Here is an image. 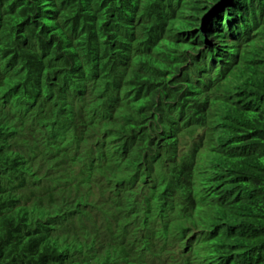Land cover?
<instances>
[{"label":"clouds","instance_id":"1","mask_svg":"<svg viewBox=\"0 0 264 264\" xmlns=\"http://www.w3.org/2000/svg\"><path fill=\"white\" fill-rule=\"evenodd\" d=\"M24 1L22 6L28 9L36 3V0ZM229 3L233 4V0ZM56 4L44 3L43 7L47 6L44 13ZM75 4L76 11L72 14L80 13L97 21L104 32L84 41L83 29L76 25L79 40L66 70V80H58L51 70L52 89L42 80L31 78L26 85L23 83L21 96L11 94L9 99H0V132L4 129L17 135V140L8 143L15 162L19 157L24 165L38 157V161L65 163L78 171L87 167L82 179L89 171L95 176L101 171H111L94 183L96 188L91 193L92 204L97 206L94 215L75 219L68 225L77 228L72 230L73 235L78 228L86 230L72 248L67 263L82 262L97 252L128 257L127 264L223 263L224 255L218 254L214 259L208 258L207 253L187 255L188 249L198 248L204 242L192 241L200 231L194 216H200L191 211L186 215L177 212L196 205L197 201L186 197L188 206L177 209L163 199V214L169 224L167 233L159 238L154 232L162 224L161 213L156 203H148L147 198L140 196V187L156 186L169 195L176 193L179 183L170 175V167L187 156L184 161L192 159L195 167L212 168L210 158H198L209 151L201 147V140L212 143V137L227 134V139L232 141L231 133L238 132V109L245 104L240 86L236 81L217 78L214 67L208 76H197L198 68H203L199 72L201 76L202 70L211 67L209 56H213L214 63H220L225 55H232L233 60L243 50L229 54L227 49L233 42L227 39L228 24L234 15L232 4L226 7L222 0H94L92 3L78 0ZM52 11L51 15L60 21L61 10ZM219 15L226 20L220 25L223 28L217 30L218 23L213 22ZM33 19L36 22L38 18ZM234 28L241 42L245 36L244 22L237 20ZM32 37H26L16 46L18 64L29 65L34 58L36 47ZM50 41L60 47V42L51 37L38 46L48 45ZM1 81L2 76L0 89ZM103 115L120 124L121 132L117 136L105 137L100 128ZM35 116L44 119L30 123ZM93 125L100 129L97 131ZM238 141L239 137L234 140ZM167 153L166 159L160 160ZM127 162H131L130 170ZM139 164L151 172L142 176L147 181L134 180L132 176ZM225 186L223 183L216 195L220 203L237 200L239 195L226 191ZM133 189L139 195V200L134 202L129 200ZM202 195L209 203L216 198ZM74 199L81 200V194L77 193ZM138 202L140 209L136 212ZM65 234L63 230L56 237H49L52 243L61 242Z\"/></svg>","mask_w":264,"mask_h":264},{"label":"trees","instance_id":"2","mask_svg":"<svg viewBox=\"0 0 264 264\" xmlns=\"http://www.w3.org/2000/svg\"><path fill=\"white\" fill-rule=\"evenodd\" d=\"M77 1L36 0L35 5L28 9L22 6L24 0H0V99H9L11 94L21 96L23 83L26 85L31 78L39 82L42 80L52 89L51 70L58 80H66V70L79 40L76 25L83 29L84 41L104 32V27L97 21L80 13L72 14L76 11ZM85 1L92 3L94 0ZM51 2H57L56 7H49L44 13L47 6L43 7V4ZM222 4L227 7L232 3L222 0ZM55 9L61 10L60 21L51 15ZM232 9L234 15L228 24L230 36L227 39L233 42L228 45V53L243 50L238 57L235 54L233 60H227L232 55H225L220 63H214L212 57L211 67L205 76L214 67L217 78L236 81L240 86L245 104L238 109V132L231 133L232 141L227 139V134L226 137H212V143L210 140H201V147L209 151L198 155V158H210L212 168L195 167L192 159L184 161L187 156L170 167V175L180 184L175 188L176 193L169 195L159 187L147 189L143 185L140 187V196L147 198L148 203H156L161 213L162 224L154 232L159 238L167 233L169 224L163 214V199L173 203L177 209L188 206L186 197L198 202L177 212L186 215L191 211L201 218L194 216L200 231L192 241L204 242L198 248L188 249L187 255L193 252L199 255L207 253L208 258L212 259L217 258L218 254L224 255L221 264H264V0H233ZM33 18L38 19L35 22ZM224 20L226 17L219 15L213 22L218 23V26L215 25L217 30L223 28L220 25H224ZM237 20L244 22L245 27L241 42L235 34L234 23ZM67 22L73 24L66 26ZM29 36H33L36 53L31 63L23 66L16 61L19 51L16 46ZM50 37L60 42L59 48L54 41L38 46ZM227 44L225 41L224 45ZM43 119V116H35L30 123ZM93 127L97 131L101 128L106 138H113L121 132L120 124L106 115L100 119V128L96 125ZM237 137L239 141L234 142ZM14 140H17V135L4 129L0 132V264H68L70 252L86 230L84 227L78 228L73 235L72 230L77 228L68 225L75 219H89L94 215L97 208L91 200L92 190L96 188L94 183L100 182L98 178H103L111 171L98 172L97 176L89 171L82 179L80 177L88 170L87 167L78 171L65 163L38 161V157L23 165L19 157L18 162L13 159L8 143ZM106 142L110 144L111 140ZM167 155L169 153L160 160L166 159ZM153 160L163 163L156 158ZM126 166L130 170L131 162H127ZM149 172L143 164H139L132 176L134 180L147 181L142 176ZM223 183L226 191L239 195L237 200L220 203L216 195L220 193ZM77 193L81 194V200L74 199ZM202 194L216 198L209 203ZM131 195L130 201L139 200L137 189H133ZM139 209L140 202L136 212ZM63 230H66L64 240L52 243L49 236L56 237ZM128 260V257L97 252L76 264H127Z\"/></svg>","mask_w":264,"mask_h":264},{"label":"bare ground","instance_id":"3","mask_svg":"<svg viewBox=\"0 0 264 264\" xmlns=\"http://www.w3.org/2000/svg\"><path fill=\"white\" fill-rule=\"evenodd\" d=\"M70 9H71V8H70ZM243 12H244V11H243ZM70 13H71V12H70ZM220 16H221V15H220ZM219 19H220V18H219ZM224 22H225V20H224ZM248 22H249V21H248ZM220 23H222V22H220ZM250 29H251V27H250ZM252 30H253V29H252ZM233 32H234V31H233ZM76 34H77V33H76ZM45 37H46V36H45ZM63 37H64V36H63ZM63 37H62V38H63ZM226 56H227V55H226ZM212 57H213V56H209L208 61H213V60H212ZM229 58H230V57H228L227 60H229ZM213 62H214V61H213ZM216 66H217V65H216ZM216 66H215V67H216ZM219 66H220V65H219ZM217 67H218V66H217ZM201 69H203V68L200 67V68L197 69V76H199V78H202V76L205 77L206 72H207V70H205V71L202 70V73H201V76H200V73H199V72H200ZM209 73H210V72H209ZM80 94H82V93H80ZM169 111H170V110H169ZM171 111H174V110H171ZM179 185H180V184H179ZM167 198H168V197H167ZM164 221H165V220H164Z\"/></svg>","mask_w":264,"mask_h":264}]
</instances>
